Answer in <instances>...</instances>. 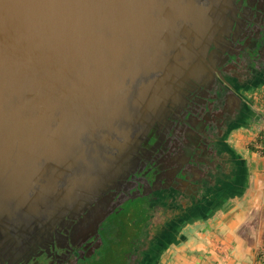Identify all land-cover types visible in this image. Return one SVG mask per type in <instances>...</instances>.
<instances>
[{"label":"water","instance_id":"95a60500","mask_svg":"<svg viewBox=\"0 0 264 264\" xmlns=\"http://www.w3.org/2000/svg\"><path fill=\"white\" fill-rule=\"evenodd\" d=\"M233 0H0V246L113 208L105 193L205 69Z\"/></svg>","mask_w":264,"mask_h":264},{"label":"flooded vegetation","instance_id":"af4514ba","mask_svg":"<svg viewBox=\"0 0 264 264\" xmlns=\"http://www.w3.org/2000/svg\"><path fill=\"white\" fill-rule=\"evenodd\" d=\"M226 16L202 75L170 99L134 169L105 193L109 214L87 226L89 209L68 213L18 253L0 246V264H169L205 223L251 209L264 175V0H233Z\"/></svg>","mask_w":264,"mask_h":264},{"label":"crops","instance_id":"0c3cea01","mask_svg":"<svg viewBox=\"0 0 264 264\" xmlns=\"http://www.w3.org/2000/svg\"><path fill=\"white\" fill-rule=\"evenodd\" d=\"M246 215L247 217L249 215V218L254 215L253 209L249 212L236 211L216 223H205L198 231L206 235L208 233V241L198 243L195 239L186 241L177 249L179 253L169 264H262L257 259L256 246L259 243L252 239L246 242L244 239L246 234H240L244 228L241 226L242 223L238 224L237 221L245 219ZM198 231L195 235L200 234ZM201 237L204 239L205 236Z\"/></svg>","mask_w":264,"mask_h":264},{"label":"rangeland","instance_id":"374dc122","mask_svg":"<svg viewBox=\"0 0 264 264\" xmlns=\"http://www.w3.org/2000/svg\"><path fill=\"white\" fill-rule=\"evenodd\" d=\"M259 161L262 164V168H264L263 160L259 158ZM263 176L260 182L259 196L256 197V200L253 202V206L250 209V210L253 209L254 215H251L250 218H249V215L248 217L246 215L245 219L241 218L239 219L240 221H237L238 224L242 223L241 226L244 229L240 231V234H246L244 236V239L246 240V242H249L250 239H252L254 242L259 243L256 246V250L258 251L261 248V246L264 244V177ZM193 234H191L192 237L190 238V241L193 239L196 240V243L201 242V241H208V237H209L208 233H207L208 236L202 232H200V234H196V235L194 234L195 236ZM203 235L205 236L204 239L201 237ZM256 250H255V255H254L255 258H256Z\"/></svg>","mask_w":264,"mask_h":264},{"label":"built area","instance_id":"2783aa9c","mask_svg":"<svg viewBox=\"0 0 264 264\" xmlns=\"http://www.w3.org/2000/svg\"><path fill=\"white\" fill-rule=\"evenodd\" d=\"M258 148H259L258 154L264 162V121H263L262 126H261L260 142H259ZM263 170H264V168H263Z\"/></svg>","mask_w":264,"mask_h":264},{"label":"trees","instance_id":"16d2710c","mask_svg":"<svg viewBox=\"0 0 264 264\" xmlns=\"http://www.w3.org/2000/svg\"><path fill=\"white\" fill-rule=\"evenodd\" d=\"M257 259L258 261L262 262V264H264V244L261 246V248L258 251Z\"/></svg>","mask_w":264,"mask_h":264}]
</instances>
